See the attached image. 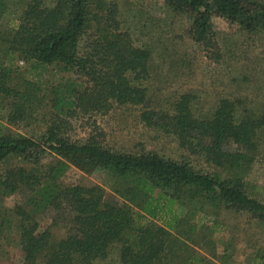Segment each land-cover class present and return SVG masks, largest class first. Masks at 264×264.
I'll use <instances>...</instances> for the list:
<instances>
[{
  "label": "trees",
  "instance_id": "16d2710c",
  "mask_svg": "<svg viewBox=\"0 0 264 264\" xmlns=\"http://www.w3.org/2000/svg\"><path fill=\"white\" fill-rule=\"evenodd\" d=\"M162 1L166 12L191 18L186 33L211 59L219 58L214 16L249 32L264 31V0ZM0 56L85 80L63 106L61 97L39 93V80L0 61V118L6 122H0V199H20L12 211L23 264H92L114 249L120 264H205L181 237L197 228L190 218L174 214L178 204L224 207L264 222V201L251 194L246 181L256 159L264 157V111L245 108L241 114L235 101L223 98L211 116L199 117L189 93L169 110L147 108L142 82L152 52L123 29L116 0H0ZM115 105L143 106L146 126L174 136L181 148L226 176L202 174L188 161L157 153L113 151L99 127L84 142L71 138V118L105 115ZM20 124L43 129L33 136L13 132L11 126ZM47 152L56 160L43 163ZM71 166L89 174L104 171L122 203L106 202L100 185L63 184ZM50 210L53 225L66 227L62 238L39 230L37 215ZM168 215L173 218L165 225L155 221ZM147 216L152 220L138 221ZM0 219L1 236L8 223L1 210Z\"/></svg>",
  "mask_w": 264,
  "mask_h": 264
},
{
  "label": "rangeland",
  "instance_id": "374dc122",
  "mask_svg": "<svg viewBox=\"0 0 264 264\" xmlns=\"http://www.w3.org/2000/svg\"><path fill=\"white\" fill-rule=\"evenodd\" d=\"M116 1L123 29L130 32L138 46L147 47L152 52L149 76L142 82L147 88V108L169 110L180 95L189 93L195 97L193 111L199 117L211 116L223 98L235 101L241 114L245 108L257 114L264 111V31L249 32L237 23L214 16L212 23L219 58L211 59V52L186 33L191 24L189 16L166 12L162 0ZM1 59L7 65L19 68L22 76L39 80V93L48 98L61 97L63 106L73 99L74 90L81 89L85 83L73 72H62L53 66L42 67L9 57ZM143 110L141 105H115L105 115L73 117L69 134L73 140L84 142L89 133L99 127L105 133V145L113 151L136 155L157 153L169 160L188 161L202 174L226 176L204 158L181 148L174 136L146 126L140 118ZM0 122L6 123L1 118ZM37 125L11 127L13 132L33 136L43 129V125ZM261 155L254 162L246 181L251 194L264 201V157ZM55 160L56 156L47 152L43 163ZM106 180L104 171L89 174L74 166L69 167L61 178L65 185H100L105 190L106 202L122 203ZM18 204L20 199L15 195L0 199L3 218L8 219L0 236V264H23L16 217L12 211ZM173 211L175 215L190 218L196 225L194 235L183 234L181 237L190 245L192 255L198 260L203 259V263L264 264V222L251 218L246 212L212 205L201 209L198 203L193 202L185 207L174 205ZM135 212L140 211L135 208ZM36 218L40 231L50 229L57 239L66 234V227L53 225V211H45ZM171 218L168 215L155 221L165 225ZM150 220L152 218L147 216L138 221L145 224ZM92 264H120L117 249Z\"/></svg>",
  "mask_w": 264,
  "mask_h": 264
}]
</instances>
